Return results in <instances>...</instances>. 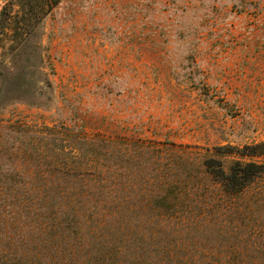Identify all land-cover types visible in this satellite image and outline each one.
I'll list each match as a JSON object with an SVG mask.
<instances>
[{
  "label": "rangeland",
  "instance_id": "1",
  "mask_svg": "<svg viewBox=\"0 0 264 264\" xmlns=\"http://www.w3.org/2000/svg\"><path fill=\"white\" fill-rule=\"evenodd\" d=\"M262 140L264 0H0V256L119 264L77 215L127 221Z\"/></svg>",
  "mask_w": 264,
  "mask_h": 264
},
{
  "label": "trees",
  "instance_id": "2",
  "mask_svg": "<svg viewBox=\"0 0 264 264\" xmlns=\"http://www.w3.org/2000/svg\"><path fill=\"white\" fill-rule=\"evenodd\" d=\"M49 1L54 6L61 0ZM219 151L236 158L227 167L202 160L196 181L168 180L164 194L142 203L146 208L127 214V221L115 212L76 214L78 239L87 246L116 243L119 264H264V140ZM131 219L138 226L134 237L122 234ZM213 235L226 242H210ZM5 255L4 262L22 264L17 254Z\"/></svg>",
  "mask_w": 264,
  "mask_h": 264
}]
</instances>
